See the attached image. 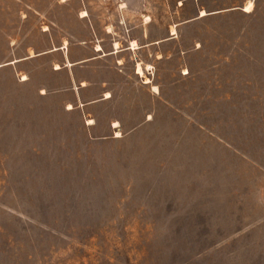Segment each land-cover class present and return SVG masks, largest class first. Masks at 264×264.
Returning a JSON list of instances; mask_svg holds the SVG:
<instances>
[{
  "label": "rangeland",
  "instance_id": "374dc122",
  "mask_svg": "<svg viewBox=\"0 0 264 264\" xmlns=\"http://www.w3.org/2000/svg\"><path fill=\"white\" fill-rule=\"evenodd\" d=\"M66 39L134 48L141 101L75 105L61 49L3 65ZM0 264H264V0H0Z\"/></svg>",
  "mask_w": 264,
  "mask_h": 264
},
{
  "label": "crops",
  "instance_id": "0c3cea01",
  "mask_svg": "<svg viewBox=\"0 0 264 264\" xmlns=\"http://www.w3.org/2000/svg\"><path fill=\"white\" fill-rule=\"evenodd\" d=\"M123 4L124 2L119 5L124 6ZM88 10V4L80 5L78 10V19L81 21V23L87 26H108V22L104 21L103 19L101 22V19L98 16L91 17ZM146 20H149L148 16H146ZM105 31V35L110 34L111 32V30L107 28L105 29ZM143 36H145V33ZM77 40L80 43L90 41L88 37H82ZM136 40L137 38L132 35V38H130L128 42L129 44H131L132 41L136 42ZM64 42H66L65 46ZM68 43L69 42L66 39L59 47L53 46L36 54L29 53L25 56L16 57L3 63V65L17 63L18 68H20V62L24 59H30L36 55L47 54L61 49L63 50L61 60L59 63H55L53 65V70L56 71L64 69L65 71H67L69 75V82L71 83V85L74 84L72 90H74L73 92L75 96L73 95V98L70 101H73L75 105L87 107L90 104H95L97 102L106 103L108 101H141L135 97H129V95L125 94V92L129 88L127 82L128 80L123 79L124 73L119 68L120 65L123 64V56H120L121 52L134 48L128 45L124 48V50L123 48L121 49L118 44L119 40H114L112 48L110 47L107 49L104 48V45L100 42L97 43L101 45V50L95 49L96 44L93 47H89L87 45L70 46L68 45ZM116 43L118 45L117 47L115 45ZM112 55L116 57V59L113 61H111L110 59ZM137 61L138 60H136L134 63L135 72ZM56 65H59V67H55ZM23 75L26 76L25 79H28L27 72H22V76ZM20 79L25 80L22 79V77ZM148 84L149 83L142 82V84L140 85V89L143 91L147 89L148 94L150 95L153 90L152 85L148 86ZM107 92L110 94L109 96L105 95ZM68 105H71L73 108L72 104L68 103ZM88 122L92 123V119H89ZM114 122L116 123L114 124ZM116 125L117 121H113L112 126L115 127Z\"/></svg>",
  "mask_w": 264,
  "mask_h": 264
},
{
  "label": "bare ground",
  "instance_id": "6f19581e",
  "mask_svg": "<svg viewBox=\"0 0 264 264\" xmlns=\"http://www.w3.org/2000/svg\"><path fill=\"white\" fill-rule=\"evenodd\" d=\"M250 7H251V2H248V3L246 4V10H249ZM201 14H204V12H202ZM171 33H174V28L171 29ZM132 43H133V42H132ZM64 46H65V44H64ZM116 47H117V46H116ZM96 49H97V50H101L100 45H97ZM57 67H58V66H57ZM137 71H138L139 73L142 74V66H141V64H140L139 62L137 63ZM145 81L148 82V79H146ZM155 88H156V87H154V89H155ZM106 96H109V93H106ZM69 107H70V106H69Z\"/></svg>",
  "mask_w": 264,
  "mask_h": 264
}]
</instances>
